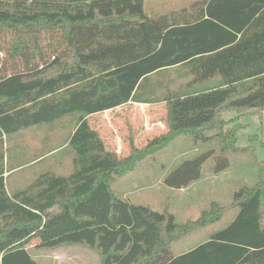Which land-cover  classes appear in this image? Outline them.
Returning a JSON list of instances; mask_svg holds the SVG:
<instances>
[{
	"label": "trees",
	"instance_id": "obj_1",
	"mask_svg": "<svg viewBox=\"0 0 264 264\" xmlns=\"http://www.w3.org/2000/svg\"><path fill=\"white\" fill-rule=\"evenodd\" d=\"M3 53L0 140L67 116L77 125L69 175L43 173L9 193L0 169V264H38L32 245L65 244L97 250L102 264H264V177L234 194L239 213L227 227L178 256L169 243L179 227L175 216L110 188L113 174L134 168L175 135L201 141L217 129L222 151L236 147L239 129L223 130L220 116L225 109L264 111V0H195L158 13H148L145 0H0ZM177 68L192 76L186 90L142 97L153 75ZM162 102L168 131L143 148L132 140L124 157L92 124L95 114L129 103ZM212 157L208 150L184 161L165 185L180 190L198 182ZM214 161L216 173L230 167L225 156ZM219 219L204 212L197 223Z\"/></svg>",
	"mask_w": 264,
	"mask_h": 264
},
{
	"label": "rangeland",
	"instance_id": "obj_2",
	"mask_svg": "<svg viewBox=\"0 0 264 264\" xmlns=\"http://www.w3.org/2000/svg\"><path fill=\"white\" fill-rule=\"evenodd\" d=\"M193 1L145 0V10L148 13L179 10ZM5 56V53L0 55L3 59ZM187 72L177 68L153 75L146 82L142 97L162 99L183 92L192 81ZM125 108L115 110L111 116L113 128L128 150L120 154L122 157L129 154L132 140L138 148H143L153 138L168 131L165 103H130ZM257 113L260 112L256 109L222 110L220 117L226 122L223 130L239 129L237 148L222 151V139L215 136L219 133L217 129L206 131L208 138L201 141L191 133L175 135L152 154L142 155L134 168L113 174L111 191L116 197L175 216L178 231L169 239L173 255L195 248L235 219L239 207L234 202V194L253 187L264 177V111L260 113L262 122ZM76 118L67 116L0 140V156L3 155L0 169H4L9 193L29 187L43 173L69 175L73 172L75 154L69 146V138L76 129ZM101 123L92 118L94 127ZM208 150L213 151L214 157L205 163L201 180L180 190L165 185L164 179L170 172ZM218 156L230 160L229 169L222 173L214 171V160ZM204 212H211V218L220 215V219L199 225L197 221L202 220ZM28 252L38 264H102L97 250L80 244H65L57 249L32 245Z\"/></svg>",
	"mask_w": 264,
	"mask_h": 264
},
{
	"label": "crops",
	"instance_id": "obj_3",
	"mask_svg": "<svg viewBox=\"0 0 264 264\" xmlns=\"http://www.w3.org/2000/svg\"><path fill=\"white\" fill-rule=\"evenodd\" d=\"M182 69H186V68H182ZM127 105L128 104L123 105L117 109L95 114L94 116H92L96 120L98 119L99 121H102V123L100 125H97L95 129L100 133L107 147L109 149L116 150L120 154L123 153V151L126 149V146H125L124 140L120 138V136L118 135V132L113 128L114 122L111 116H113L115 110L123 109L124 107L127 108ZM126 108L124 110H126ZM119 145L123 147H121L120 149ZM125 151L128 152V150H125Z\"/></svg>",
	"mask_w": 264,
	"mask_h": 264
}]
</instances>
